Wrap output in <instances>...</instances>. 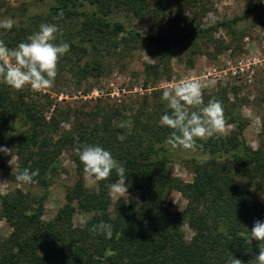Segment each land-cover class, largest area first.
I'll list each match as a JSON object with an SVG mask.
<instances>
[{"label": "trees", "instance_id": "obj_1", "mask_svg": "<svg viewBox=\"0 0 264 264\" xmlns=\"http://www.w3.org/2000/svg\"><path fill=\"white\" fill-rule=\"evenodd\" d=\"M178 1L193 13L185 20V28L142 35L124 28L117 12L124 10L139 25L162 15L163 0H39L44 11L29 15L11 30L2 29L0 40L15 48L41 24H56L55 42L70 45L58 65H68L76 79L100 75L104 53L127 52L144 42L154 55V61L144 65L147 80L165 73L171 45L188 41L191 49L197 40L211 39L212 30L229 28L240 19L200 27L194 18L206 11V0L168 2ZM250 12L264 26L260 0ZM209 92L203 91L205 104L219 100L231 128L198 140L197 150L191 152L172 150L165 143L171 130L160 119L170 110L159 96H143L144 102L128 119L115 107L97 105L85 110L56 100L47 91L39 93L42 102L26 99L20 90L0 81V147L11 146L15 157V172L9 179L21 185L15 179L20 171L39 170L36 183L21 185L26 191L14 186L0 194V220L10 228L6 236L0 235V264H230L231 255L244 264H255L259 242L249 243L247 230L255 221H264V198L256 195L264 175V151L245 143L242 132L247 120L227 91ZM121 122L124 127L118 126ZM118 136L125 138L118 140ZM85 144L102 146L125 167L128 192L138 201L137 209L123 198L111 201L108 189L118 178L115 172L94 189L84 185L76 149ZM63 151L74 165V180L54 215L43 220L46 189ZM224 154L230 156L229 162L221 158ZM180 155L190 161L189 182L170 174L168 162ZM29 187L40 191L32 194ZM171 190L185 200L181 209L163 206V196ZM75 207L89 214L80 227L72 223ZM102 221L113 226L112 239L91 231ZM183 226L190 231L189 238Z\"/></svg>", "mask_w": 264, "mask_h": 264}, {"label": "rangeland", "instance_id": "obj_2", "mask_svg": "<svg viewBox=\"0 0 264 264\" xmlns=\"http://www.w3.org/2000/svg\"><path fill=\"white\" fill-rule=\"evenodd\" d=\"M168 1L163 0L166 7L163 8V13L158 19L144 20L139 25L124 10L117 12L116 16L122 21L124 28L142 35H151L159 31L176 32L185 28V20L192 18L193 13L179 1L172 5H169ZM257 1L206 0V11L194 18V22L200 27L217 25L218 22L234 17L240 19L229 28L219 26L212 30L211 39L197 40L193 49H190L188 41L171 45L165 73L155 78L146 80L144 77V65L152 63L154 55L144 42H139L127 52L117 49L104 53L101 74L97 77L87 76L76 79L68 65H58L54 87L47 90V93L56 100H64L71 106L82 107L85 110L94 109L97 105L104 108L115 107L123 116L131 119L137 107L144 102L143 96L150 97L148 99L153 98L151 95L162 98L163 89L180 80H213L214 86L203 91L208 90L212 93L219 88L225 89L229 100L235 104V109L247 120L242 132L245 143L251 148L264 151V26L250 12L251 6ZM260 1L264 8V0ZM44 9L39 0H2L0 20L12 18L17 24L27 21L29 15L40 13ZM1 33L2 29L0 35ZM41 92H36L27 86L20 90L24 98H33L37 102H42L39 94ZM230 128L231 125H228L226 130ZM5 147L12 150L9 145ZM181 156L171 159L168 168L172 176L183 182H189L192 178L190 161L187 157ZM221 158L227 162L230 160L228 154L221 155ZM56 164L57 172L48 185L43 200L41 215L43 220H48L54 215L64 201L65 190L74 180V165L66 151L61 152ZM14 172L13 151L11 155L0 153V194L6 193L14 186L23 191L27 190L26 187L10 181L9 174ZM83 177L84 185L94 189L95 185L86 179L85 173ZM261 182V186L257 187L256 195L262 200L264 175ZM28 189L32 194L40 191L36 187ZM108 195L112 202L116 199L110 189ZM123 199L133 202L137 209L138 201L129 192L128 199L126 197ZM184 203L185 200L176 190L165 193L162 199L163 206L169 210L175 207L181 209ZM88 217L89 214L75 207L72 223L75 227H80ZM183 230L186 238H189L191 233L188 228L183 226ZM9 231L10 228L1 219L0 235L4 237Z\"/></svg>", "mask_w": 264, "mask_h": 264}, {"label": "clouds", "instance_id": "obj_3", "mask_svg": "<svg viewBox=\"0 0 264 264\" xmlns=\"http://www.w3.org/2000/svg\"><path fill=\"white\" fill-rule=\"evenodd\" d=\"M14 25L12 18L0 20V29L11 30ZM58 32L56 24L44 23L26 42L19 43L15 48L7 47L0 40V81L15 90H22L26 86L36 92L52 89L58 74V63L70 51L68 43L55 42ZM214 84L213 80L185 79L163 89L162 100L170 111L161 117L160 123L171 130L165 143L172 150L195 152L198 140L206 141L226 130L228 125L222 103L215 98L208 100L206 104L204 101L203 90L213 87ZM118 126L124 127L125 124L121 122ZM124 138L117 137L118 140ZM12 151L7 147H0V153L5 155H11ZM76 152L83 164L85 177L92 185L109 179L115 172L118 178L109 185V189L118 200L124 197L128 199L130 185L126 184V169L110 151L98 144H85L78 147ZM38 175V169L30 171L25 168L15 179L22 186L32 185L37 182L35 177ZM91 231L103 234L106 239H112L114 235L113 226L103 221L93 225ZM247 232L249 243L253 240L259 242L258 255L253 261L255 264H264V221H255L251 231ZM230 264L244 262L231 255Z\"/></svg>", "mask_w": 264, "mask_h": 264}]
</instances>
